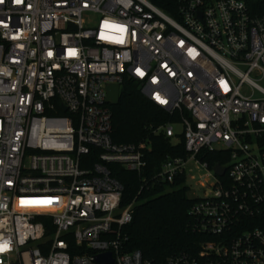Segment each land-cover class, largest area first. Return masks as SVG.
<instances>
[{
  "label": "built area",
  "instance_id": "obj_1",
  "mask_svg": "<svg viewBox=\"0 0 264 264\" xmlns=\"http://www.w3.org/2000/svg\"><path fill=\"white\" fill-rule=\"evenodd\" d=\"M165 5L0 0V264H264V12L244 0ZM125 77L179 118L155 132L185 156H167L150 181L187 184L195 167L214 177L192 197L189 228L204 237L194 253L126 247L132 204L121 207L108 165L139 174L150 147L111 139L106 87ZM216 150L221 176L200 158Z\"/></svg>",
  "mask_w": 264,
  "mask_h": 264
},
{
  "label": "trees",
  "instance_id": "obj_2",
  "mask_svg": "<svg viewBox=\"0 0 264 264\" xmlns=\"http://www.w3.org/2000/svg\"><path fill=\"white\" fill-rule=\"evenodd\" d=\"M151 1L167 9L165 0ZM244 1L256 14L264 12V0ZM110 109L111 139L114 143L145 142L150 147L145 152L146 166L139 174L116 164L108 165L111 175L123 186L121 207L132 204V220L123 228L127 249H137L144 256L155 259H163L182 250L194 253L197 242L204 237L189 228L192 223L189 209L196 199L189 196L185 176L176 177L171 183L150 181L167 156H185L180 139L173 141L174 138L166 137L163 132H155L161 125L177 122V113L170 114L148 100L140 91L139 83L129 77H125L121 84L118 103L111 105ZM200 158L209 167L226 163L221 150L200 155ZM143 177L149 182L141 190ZM36 220L42 221L47 233H50L48 216H37Z\"/></svg>",
  "mask_w": 264,
  "mask_h": 264
},
{
  "label": "rangeland",
  "instance_id": "obj_3",
  "mask_svg": "<svg viewBox=\"0 0 264 264\" xmlns=\"http://www.w3.org/2000/svg\"><path fill=\"white\" fill-rule=\"evenodd\" d=\"M89 16L93 22L98 18L93 14H90ZM261 83L264 84L263 82ZM172 128L176 133H180L182 131V126L179 123L172 124ZM173 141H176V138H174ZM191 167H194L193 163H191ZM208 172L209 171L203 170L199 167L194 168V171L191 173L193 176L192 179H188L187 181V185L191 190L189 193L190 197L201 196L204 190L206 192L209 190V187L214 182V177L212 174H208Z\"/></svg>",
  "mask_w": 264,
  "mask_h": 264
},
{
  "label": "water",
  "instance_id": "obj_4",
  "mask_svg": "<svg viewBox=\"0 0 264 264\" xmlns=\"http://www.w3.org/2000/svg\"><path fill=\"white\" fill-rule=\"evenodd\" d=\"M107 91V102L111 105H116L119 101L120 87L118 84H108L106 87ZM213 171L216 175L221 176L224 173V168L219 164L213 166ZM97 260L103 263L111 261L110 253H102L97 256Z\"/></svg>",
  "mask_w": 264,
  "mask_h": 264
},
{
  "label": "bare ground",
  "instance_id": "obj_5",
  "mask_svg": "<svg viewBox=\"0 0 264 264\" xmlns=\"http://www.w3.org/2000/svg\"><path fill=\"white\" fill-rule=\"evenodd\" d=\"M32 201H47L48 203H39V204H36V203H29V204H33V205H40L42 208H47L51 202V199H33V200H28V202H32Z\"/></svg>",
  "mask_w": 264,
  "mask_h": 264
},
{
  "label": "snow or ice",
  "instance_id": "obj_6",
  "mask_svg": "<svg viewBox=\"0 0 264 264\" xmlns=\"http://www.w3.org/2000/svg\"><path fill=\"white\" fill-rule=\"evenodd\" d=\"M29 203H36V204H39V203H48L47 201H32V202H29Z\"/></svg>",
  "mask_w": 264,
  "mask_h": 264
}]
</instances>
